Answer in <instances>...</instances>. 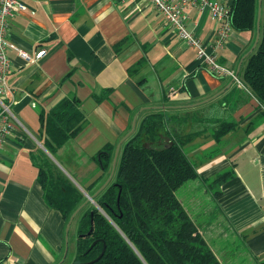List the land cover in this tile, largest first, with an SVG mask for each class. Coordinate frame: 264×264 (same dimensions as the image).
I'll return each instance as SVG.
<instances>
[{
  "label": "crops",
  "instance_id": "1",
  "mask_svg": "<svg viewBox=\"0 0 264 264\" xmlns=\"http://www.w3.org/2000/svg\"><path fill=\"white\" fill-rule=\"evenodd\" d=\"M20 1L27 7L10 21V43L49 54L30 62L8 49L14 100L9 95L5 101L13 127L0 154V264H57L63 258L68 222L46 202L32 155L46 151L39 109L50 110L66 97L80 100L86 125L56 155L80 187L102 174L93 158L108 146L116 151L137 114L138 124L150 110L199 108L235 121L237 128L220 142L203 132L188 146L205 181L233 171L220 194L214 197L197 177L177 195L223 264H263L264 105L258 97L214 74L150 0ZM189 15L188 29L214 41L217 22L210 11ZM255 39L234 29L217 51L219 61L237 71ZM200 137L206 139L196 141Z\"/></svg>",
  "mask_w": 264,
  "mask_h": 264
},
{
  "label": "trees",
  "instance_id": "2",
  "mask_svg": "<svg viewBox=\"0 0 264 264\" xmlns=\"http://www.w3.org/2000/svg\"><path fill=\"white\" fill-rule=\"evenodd\" d=\"M230 7L234 29L256 36L259 0H232ZM241 79L264 105V0L260 40L246 58ZM39 110L46 151H37L32 157L46 202L68 222L87 200L85 192L94 194L109 177L114 146L95 155L93 160L102 174L83 185L84 191L55 159L56 152L86 125L80 100L66 97L50 110ZM219 113L215 111L211 117L199 108H172L144 114L122 143L112 180L74 219L77 239L71 264H223L177 195L188 180L198 177L217 197L232 174L227 170L205 181L188 150L203 132H210L220 142L237 128L235 121ZM104 247L103 256L90 263Z\"/></svg>",
  "mask_w": 264,
  "mask_h": 264
},
{
  "label": "built area",
  "instance_id": "3",
  "mask_svg": "<svg viewBox=\"0 0 264 264\" xmlns=\"http://www.w3.org/2000/svg\"><path fill=\"white\" fill-rule=\"evenodd\" d=\"M164 15L168 23L175 29L180 39L193 46L197 50V57L214 74L221 77H230L235 82L244 86L237 71L219 61L218 49L225 46L232 31L231 7L220 0H150ZM27 6L20 0H0V154L13 127L10 115H13L10 105L5 101L9 95L14 100V90L10 85L8 76L11 70V59L8 55L10 47L16 49L21 57L30 62H38L45 58L49 52L47 48H39L32 52L19 47L9 41L10 21L18 10ZM192 9H208L211 16L217 22V37L212 42L201 40L194 32L188 29L187 21Z\"/></svg>",
  "mask_w": 264,
  "mask_h": 264
},
{
  "label": "water",
  "instance_id": "4",
  "mask_svg": "<svg viewBox=\"0 0 264 264\" xmlns=\"http://www.w3.org/2000/svg\"><path fill=\"white\" fill-rule=\"evenodd\" d=\"M262 2L263 0H259V9H258V19H257V34H256V39L254 41V44L253 46L251 47V49L246 53V55L242 58L240 64H239V67L237 69V74L240 73V69H241V66H242V62L243 60L256 48L259 40H260V36H261V18H262ZM235 80H232V83L234 82ZM137 116L138 114L136 115V117L134 118L133 120V123H132V127L131 129L126 133V135L121 139V141L118 143L117 145V148H116V151L114 153V158H113V164H112V169H111V173L109 175V177L106 179V181L101 185V187H99V189L94 193V194H89V193H86V196H87V200L82 203L75 211L74 213L71 215L70 217V220L68 221L67 223V227H66V246H65V252H64V255H63V258L61 259V261L57 264H62L64 262V260L66 259V256L68 254V251H69V233H70V229H71V225L76 217V215L79 213V211L84 207V205L89 202V201H92L94 202V198L95 196L100 192L102 191L109 183L110 181L112 180L114 174H115V170H116V167H117V162H118V158H119V154H120V150H121V146H122V143L124 142V140L129 136L131 135L135 129H136V126H137ZM62 168V167H61ZM63 169V168H62ZM92 229L90 230L89 233H91ZM96 243V241L92 244V246ZM105 249L106 247H104L102 253L94 260L90 261L91 262H94L96 260H98L99 258H101L105 252ZM81 264H85V263H81Z\"/></svg>",
  "mask_w": 264,
  "mask_h": 264
},
{
  "label": "rangeland",
  "instance_id": "5",
  "mask_svg": "<svg viewBox=\"0 0 264 264\" xmlns=\"http://www.w3.org/2000/svg\"><path fill=\"white\" fill-rule=\"evenodd\" d=\"M202 139H206V138L200 137L196 141H203ZM55 156H56L57 161L59 163L65 164V163H63V158L62 157H60L59 155L58 156L55 155ZM104 180H105V178L102 181H104ZM102 181L98 185H100L102 183ZM76 183L80 187V184L78 183V180H77ZM81 189L85 191V189L83 188V185H81ZM85 194H86V192H85ZM76 239H77V227H76V224H75V221H74L73 225H72V227L70 229V234H69V252H68V255H67L66 262L64 264H71L73 262L74 254L76 252Z\"/></svg>",
  "mask_w": 264,
  "mask_h": 264
}]
</instances>
